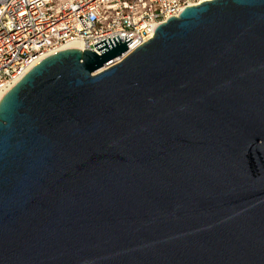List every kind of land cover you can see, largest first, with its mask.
<instances>
[{"label": "water", "instance_id": "obj_1", "mask_svg": "<svg viewBox=\"0 0 264 264\" xmlns=\"http://www.w3.org/2000/svg\"><path fill=\"white\" fill-rule=\"evenodd\" d=\"M179 14L2 94L0 264H264V0Z\"/></svg>", "mask_w": 264, "mask_h": 264}, {"label": "built area", "instance_id": "obj_2", "mask_svg": "<svg viewBox=\"0 0 264 264\" xmlns=\"http://www.w3.org/2000/svg\"><path fill=\"white\" fill-rule=\"evenodd\" d=\"M204 0H0V92L45 55L79 42L91 49L105 38L127 35L128 48L113 59L120 61L150 39L154 28L169 17H178L186 6ZM111 48V46H109Z\"/></svg>", "mask_w": 264, "mask_h": 264}, {"label": "bare ground", "instance_id": "obj_3", "mask_svg": "<svg viewBox=\"0 0 264 264\" xmlns=\"http://www.w3.org/2000/svg\"><path fill=\"white\" fill-rule=\"evenodd\" d=\"M204 1H209V0H204ZM64 47H72V48H74V47H78V48H82L81 47V45H80V43L79 42H76V41H74V42H72V43H66V45L64 46ZM17 80H15V82H16ZM14 82V83H15ZM14 85V84H13ZM13 85H10V87L11 86H13ZM10 87H8V89L10 88ZM4 92H0V100H1V98H2V94H3Z\"/></svg>", "mask_w": 264, "mask_h": 264}]
</instances>
